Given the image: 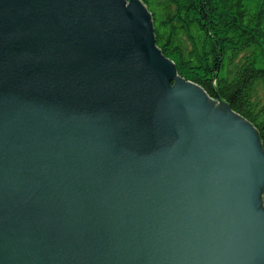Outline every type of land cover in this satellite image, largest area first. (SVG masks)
I'll return each instance as SVG.
<instances>
[{"label":"water","instance_id":"obj_1","mask_svg":"<svg viewBox=\"0 0 264 264\" xmlns=\"http://www.w3.org/2000/svg\"><path fill=\"white\" fill-rule=\"evenodd\" d=\"M263 195L141 0H0V264H264Z\"/></svg>","mask_w":264,"mask_h":264},{"label":"trees","instance_id":"obj_2","mask_svg":"<svg viewBox=\"0 0 264 264\" xmlns=\"http://www.w3.org/2000/svg\"><path fill=\"white\" fill-rule=\"evenodd\" d=\"M141 1L178 74L252 124L264 150V0Z\"/></svg>","mask_w":264,"mask_h":264}]
</instances>
